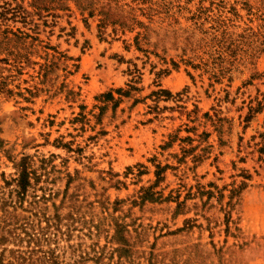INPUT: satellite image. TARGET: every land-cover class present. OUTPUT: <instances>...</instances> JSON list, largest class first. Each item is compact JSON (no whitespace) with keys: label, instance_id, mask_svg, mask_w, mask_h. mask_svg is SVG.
<instances>
[{"label":"rangeland","instance_id":"rangeland-1","mask_svg":"<svg viewBox=\"0 0 264 264\" xmlns=\"http://www.w3.org/2000/svg\"><path fill=\"white\" fill-rule=\"evenodd\" d=\"M0 264H264V0H0Z\"/></svg>","mask_w":264,"mask_h":264}]
</instances>
